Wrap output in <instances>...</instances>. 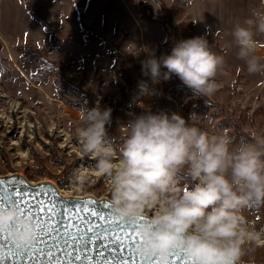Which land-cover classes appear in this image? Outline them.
<instances>
[{"label":"rangeland","instance_id":"obj_1","mask_svg":"<svg viewBox=\"0 0 264 264\" xmlns=\"http://www.w3.org/2000/svg\"><path fill=\"white\" fill-rule=\"evenodd\" d=\"M189 1L89 0L86 7L114 12L102 19L99 9L90 21L81 2L77 8L83 12L76 15L71 7L0 0V174L21 170L34 181L54 179L71 195L110 197L103 177L94 176L83 193L72 187L75 169L95 165L80 150L76 129L82 110L97 104L112 110L107 128L117 145L126 134L122 126L145 108L176 112L186 120L195 113L197 126L210 135L227 129L236 143L252 132L264 135V74L250 75L236 57L235 44L220 34L196 35ZM163 4L175 5L171 19ZM196 36H206L212 51L225 59L216 77L219 90L206 103L193 98L175 76L153 86L142 72L149 52L159 58L170 54L175 42ZM257 52L264 58V43ZM143 81L155 95L140 94ZM243 215L264 229V207L246 209ZM245 259L264 264V247Z\"/></svg>","mask_w":264,"mask_h":264},{"label":"clouds","instance_id":"obj_2","mask_svg":"<svg viewBox=\"0 0 264 264\" xmlns=\"http://www.w3.org/2000/svg\"><path fill=\"white\" fill-rule=\"evenodd\" d=\"M231 35L247 72L264 74L257 52L264 9H254ZM224 67V57L212 51L206 36L175 42L171 53L159 58L149 52L142 61L153 86L175 76L193 98L204 100L219 90L216 77ZM139 89L142 96L156 94L147 81ZM197 117L145 108L122 126L126 134L117 145L107 128L111 108L85 107L76 136L95 165L75 169L72 187L83 193L94 176L103 177L114 215L142 221L137 247L142 257L164 261L175 251L189 264H249V253L264 247V229L243 215L264 207V135L252 132L236 143L227 129L210 135L197 126ZM0 231L10 232L20 247L31 246L38 234L35 221L16 208L0 210Z\"/></svg>","mask_w":264,"mask_h":264},{"label":"water","instance_id":"obj_3","mask_svg":"<svg viewBox=\"0 0 264 264\" xmlns=\"http://www.w3.org/2000/svg\"><path fill=\"white\" fill-rule=\"evenodd\" d=\"M0 182V203L10 202L12 189L27 193L20 207L38 228L29 247L13 244L4 233L0 237V264H189L181 252L174 251L164 261L138 255L137 229L142 221L118 219L109 196L67 194L54 179L34 181L21 170L0 174ZM41 203L46 206L42 211ZM49 217L52 227L41 230V219L47 222ZM100 235L104 238L99 239Z\"/></svg>","mask_w":264,"mask_h":264},{"label":"crops","instance_id":"obj_4","mask_svg":"<svg viewBox=\"0 0 264 264\" xmlns=\"http://www.w3.org/2000/svg\"><path fill=\"white\" fill-rule=\"evenodd\" d=\"M38 5L47 7L63 8L64 10L74 8L76 15H80L82 10L87 9L86 17L90 21V16L95 15L101 9L102 19L104 13L112 15L114 12L104 10L101 7H86L89 0H32ZM81 2L83 8L79 11L77 4ZM37 6L35 3L32 5ZM69 6V7H68ZM68 7V8H66ZM254 9H264V0H190L187 5L188 16L190 17L192 30L196 35L207 32L218 33L223 40L234 43L231 32L233 27L242 23L248 18ZM104 22V20H103ZM104 25V24H103ZM260 44L264 43V36H257Z\"/></svg>","mask_w":264,"mask_h":264},{"label":"snow or ice","instance_id":"obj_5","mask_svg":"<svg viewBox=\"0 0 264 264\" xmlns=\"http://www.w3.org/2000/svg\"><path fill=\"white\" fill-rule=\"evenodd\" d=\"M0 184H3V182H0ZM10 195H11L10 202H9L7 205H5V204H3V203H0V210H7L8 208H16V209H19L22 213H25V210L22 209V208L20 207V205H21V203L23 202V197H24L25 195H27V193L24 192V191H19V192H18L17 190L12 189ZM53 207H60V205H54ZM64 207L67 208L66 205H65ZM45 208H46V206H45L43 203H41V204L39 205V210L42 211V210H44ZM82 208H83V206H82ZM141 219H142V218H141ZM138 220H140V219H138ZM38 227H39L41 230H45V231L49 230V229L52 227V220H51V217H49V220H48L47 222H44L43 219H41V222H40V224L38 225ZM137 231H138V229H137ZM3 234H4V232L0 231V237H2ZM7 238H8L9 240H11V238H10V232L7 233ZM36 238H37V237H36ZM103 238H104L103 235H100V236H99V239H103ZM11 242H12L13 244H15L12 240H11ZM125 264H127V262H125Z\"/></svg>","mask_w":264,"mask_h":264},{"label":"trees","instance_id":"obj_6","mask_svg":"<svg viewBox=\"0 0 264 264\" xmlns=\"http://www.w3.org/2000/svg\"><path fill=\"white\" fill-rule=\"evenodd\" d=\"M186 1H189V0H186ZM181 2H184V0H181ZM161 8L165 11V13L167 14V17L169 18V19H171L170 17H171V15L174 13V11H175V5L173 6V7H171V8H166L165 6H164V4L161 6ZM42 23H44L46 26H49L46 22H45V20H43V18H42Z\"/></svg>","mask_w":264,"mask_h":264},{"label":"bare ground","instance_id":"obj_7","mask_svg":"<svg viewBox=\"0 0 264 264\" xmlns=\"http://www.w3.org/2000/svg\"><path fill=\"white\" fill-rule=\"evenodd\" d=\"M145 102V101H144ZM71 110V109H70ZM65 113V112H64ZM72 116V115H71ZM66 193V192H65ZM68 194V193H67Z\"/></svg>","mask_w":264,"mask_h":264}]
</instances>
